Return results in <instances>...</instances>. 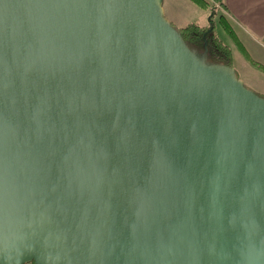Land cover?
Listing matches in <instances>:
<instances>
[{
  "label": "water",
  "instance_id": "water-1",
  "mask_svg": "<svg viewBox=\"0 0 264 264\" xmlns=\"http://www.w3.org/2000/svg\"><path fill=\"white\" fill-rule=\"evenodd\" d=\"M198 50L162 0H0V264L261 252L264 96Z\"/></svg>",
  "mask_w": 264,
  "mask_h": 264
},
{
  "label": "crops",
  "instance_id": "crops-1",
  "mask_svg": "<svg viewBox=\"0 0 264 264\" xmlns=\"http://www.w3.org/2000/svg\"><path fill=\"white\" fill-rule=\"evenodd\" d=\"M208 1L211 2V0ZM219 1L220 3H215V7L219 14L223 16V24H219L229 37L228 41H222L232 50V67L236 73L239 67L243 70H249L245 65V62H247L252 68L263 72L261 69L253 66L250 60L264 66V0ZM193 8L201 9L203 18L207 19L209 17L208 9L198 6L191 0H162L163 15L171 23H176L178 25L177 28L191 23H182L179 19V13L182 10H196ZM195 23L207 25L208 22L196 21ZM238 57H243L245 61L239 60ZM256 74L259 75L258 73Z\"/></svg>",
  "mask_w": 264,
  "mask_h": 264
},
{
  "label": "trees",
  "instance_id": "trees-1",
  "mask_svg": "<svg viewBox=\"0 0 264 264\" xmlns=\"http://www.w3.org/2000/svg\"><path fill=\"white\" fill-rule=\"evenodd\" d=\"M198 6L209 10V18L207 25L191 22L183 27L178 28L183 39L193 48L202 49L204 41H206L209 62L222 63L232 67V50L222 41L215 29V19L223 24V16L216 10L215 3L219 0H191ZM250 63L264 72V66L250 60Z\"/></svg>",
  "mask_w": 264,
  "mask_h": 264
},
{
  "label": "rangeland",
  "instance_id": "rangeland-1",
  "mask_svg": "<svg viewBox=\"0 0 264 264\" xmlns=\"http://www.w3.org/2000/svg\"><path fill=\"white\" fill-rule=\"evenodd\" d=\"M182 1H188V0H182ZM188 3H191V2H188ZM193 9H196V10H191V9L182 10V12L179 13V19L181 20L182 23L196 22V21L197 22L200 21L203 23H206V21L208 22L209 17H207V19L205 17L203 18L201 9L199 8H193ZM215 21L216 22H215L214 30L217 32L218 36L222 40L228 41L229 39L228 34L222 29L217 19H215ZM172 24L177 28L178 25H176V23L172 22ZM198 52L201 53L202 49H199ZM234 55H235V52H234ZM238 58L241 61H245L243 57L242 58L238 57ZM245 65L246 67L249 68V70H243L242 68L239 67L237 69V74L239 75V78L243 80V83L246 87L254 90V92L257 93L258 95L264 96V73L252 68L247 62H245ZM254 72L258 73L259 75H257ZM24 264H33V263L28 261V262H25Z\"/></svg>",
  "mask_w": 264,
  "mask_h": 264
},
{
  "label": "flooded vegetation",
  "instance_id": "flooded-vegetation-1",
  "mask_svg": "<svg viewBox=\"0 0 264 264\" xmlns=\"http://www.w3.org/2000/svg\"><path fill=\"white\" fill-rule=\"evenodd\" d=\"M248 251L250 252L248 253ZM252 251L253 249L248 247L238 258L228 254L223 258L213 260L210 264H264V248L260 253L255 250L254 254H251Z\"/></svg>",
  "mask_w": 264,
  "mask_h": 264
}]
</instances>
